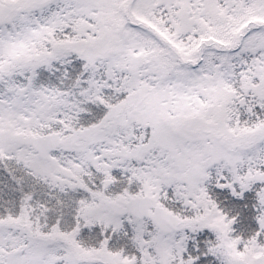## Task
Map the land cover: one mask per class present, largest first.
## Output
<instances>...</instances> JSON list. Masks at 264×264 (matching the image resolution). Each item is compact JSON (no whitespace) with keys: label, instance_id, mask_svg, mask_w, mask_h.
Wrapping results in <instances>:
<instances>
[{"label":"snow or ice","instance_id":"obj_1","mask_svg":"<svg viewBox=\"0 0 264 264\" xmlns=\"http://www.w3.org/2000/svg\"><path fill=\"white\" fill-rule=\"evenodd\" d=\"M0 264H264V0H0Z\"/></svg>","mask_w":264,"mask_h":264}]
</instances>
